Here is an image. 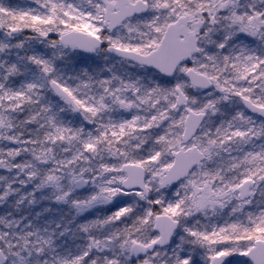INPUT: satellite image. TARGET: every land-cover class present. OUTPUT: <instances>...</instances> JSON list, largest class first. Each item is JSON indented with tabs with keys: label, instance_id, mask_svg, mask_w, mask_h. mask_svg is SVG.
Wrapping results in <instances>:
<instances>
[{
	"label": "snow or ice",
	"instance_id": "snow-or-ice-1",
	"mask_svg": "<svg viewBox=\"0 0 264 264\" xmlns=\"http://www.w3.org/2000/svg\"><path fill=\"white\" fill-rule=\"evenodd\" d=\"M0 208V264H264V0H0Z\"/></svg>",
	"mask_w": 264,
	"mask_h": 264
},
{
	"label": "trees",
	"instance_id": "trees-1",
	"mask_svg": "<svg viewBox=\"0 0 264 264\" xmlns=\"http://www.w3.org/2000/svg\"><path fill=\"white\" fill-rule=\"evenodd\" d=\"M4 3L6 4H11L13 6H20L21 4H23L26 0H3ZM30 1V0H27ZM31 2V1H30ZM3 212V208H0V213Z\"/></svg>",
	"mask_w": 264,
	"mask_h": 264
},
{
	"label": "rangeland",
	"instance_id": "rangeland-1",
	"mask_svg": "<svg viewBox=\"0 0 264 264\" xmlns=\"http://www.w3.org/2000/svg\"><path fill=\"white\" fill-rule=\"evenodd\" d=\"M31 1V0H30ZM30 1H25L23 4H21L20 6H28L31 2ZM4 2V1H3ZM32 7H35L34 4L31 5ZM83 57H86V56H83ZM86 63H91V61H86ZM240 259H243V258H240Z\"/></svg>",
	"mask_w": 264,
	"mask_h": 264
},
{
	"label": "water",
	"instance_id": "water-1",
	"mask_svg": "<svg viewBox=\"0 0 264 264\" xmlns=\"http://www.w3.org/2000/svg\"><path fill=\"white\" fill-rule=\"evenodd\" d=\"M83 54H88V53H83ZM88 55H91V54H88ZM245 259H247V258H245Z\"/></svg>",
	"mask_w": 264,
	"mask_h": 264
}]
</instances>
